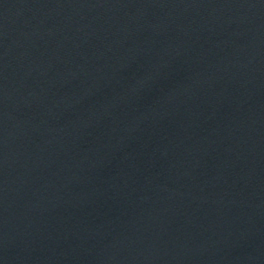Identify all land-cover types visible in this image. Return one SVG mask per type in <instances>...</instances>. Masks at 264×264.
Here are the masks:
<instances>
[{"label":"water","instance_id":"water-1","mask_svg":"<svg viewBox=\"0 0 264 264\" xmlns=\"http://www.w3.org/2000/svg\"><path fill=\"white\" fill-rule=\"evenodd\" d=\"M0 264H264V0H0Z\"/></svg>","mask_w":264,"mask_h":264}]
</instances>
